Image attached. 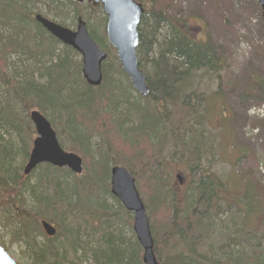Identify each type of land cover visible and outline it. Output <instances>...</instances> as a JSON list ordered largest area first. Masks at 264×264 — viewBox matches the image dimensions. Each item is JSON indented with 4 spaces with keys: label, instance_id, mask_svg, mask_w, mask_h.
Here are the masks:
<instances>
[{
    "label": "trees",
    "instance_id": "obj_1",
    "mask_svg": "<svg viewBox=\"0 0 264 264\" xmlns=\"http://www.w3.org/2000/svg\"><path fill=\"white\" fill-rule=\"evenodd\" d=\"M136 1L145 8L137 56L150 94L136 92L132 99L102 7L0 0V199L15 225L11 240L24 246L32 264H143L133 217L111 194V169L123 167L136 179L160 264H264V210L255 189L248 184L230 201L224 195L230 187L203 166L206 157L217 156L206 119L222 100L226 62L209 35L197 39L190 22L172 16L163 0ZM36 15H52L68 28L80 17L86 22L108 54L100 87L86 83L82 59L48 34ZM204 77L216 85L213 92L202 89ZM247 83L248 93L264 88L259 78ZM220 109L229 113L224 105ZM33 110L49 120L64 150L83 159L82 175L42 165L23 176L36 137ZM179 151L193 175L181 201L168 167ZM158 212L170 245L166 257L159 254ZM44 221L57 228L54 238L45 235Z\"/></svg>",
    "mask_w": 264,
    "mask_h": 264
},
{
    "label": "rangeland",
    "instance_id": "obj_2",
    "mask_svg": "<svg viewBox=\"0 0 264 264\" xmlns=\"http://www.w3.org/2000/svg\"><path fill=\"white\" fill-rule=\"evenodd\" d=\"M163 2L165 6H169L172 16L190 22L197 39H206V35H209L227 65L220 78L225 103L222 96L213 114L208 115L206 119L209 129L215 134L217 156L206 157L203 166L206 170H213L221 176L230 187L228 191H224V195L230 201L239 198L248 184L252 185L257 201L264 210V88L249 93L244 89V84H248L251 78H259L264 83V20L259 1L163 0ZM48 18L52 20L53 16L50 15ZM66 24L70 26L71 20ZM69 29L75 30L76 27L71 26ZM78 58L82 59L79 54ZM15 61L14 59L12 62ZM14 64L16 67L17 63ZM114 79L126 87V81L122 77L114 75ZM210 80V77H204L202 89L206 88L213 92L216 85H212L213 82ZM128 91L132 95L131 98L135 99L136 91L134 89ZM223 105L229 111L227 115L221 112L220 107ZM179 152L172 154L176 156L168 161V167L172 173V185L176 188L181 201L192 182L193 175L189 164L184 160L186 157L183 158L182 152ZM178 176L183 178L182 185L177 180ZM30 183L32 185V178ZM6 202L0 201V225L3 227L0 244L18 264H32L25 255L24 246L11 240L15 225H11L10 215L4 209ZM110 203L117 207L114 200L111 199ZM162 216L163 213L158 212L153 215V219L158 235L162 238L158 236L159 254L166 257L171 251L170 245L163 241L166 235L162 224L164 221L161 222ZM125 235L128 239L131 238L128 226L125 227Z\"/></svg>",
    "mask_w": 264,
    "mask_h": 264
},
{
    "label": "water",
    "instance_id": "obj_3",
    "mask_svg": "<svg viewBox=\"0 0 264 264\" xmlns=\"http://www.w3.org/2000/svg\"><path fill=\"white\" fill-rule=\"evenodd\" d=\"M78 4H91L102 7L107 18L106 35L111 47L116 51L122 72L129 78L133 89L147 97L150 88L146 76L139 67L137 50L140 44L139 26L145 13L144 6L135 0H71ZM264 11V0H258ZM35 20L53 38L64 46L72 48L82 58V76L90 87L98 88L103 83V64L108 55L90 36L86 22L79 18L75 31L67 29L42 15ZM31 122L34 125L36 139L24 169V175H31L41 165H51L59 169H68L76 175L83 173V159L74 153L66 152L58 141L57 134L48 119L39 111H32ZM180 179V177L178 176ZM111 194L125 209L133 215V231L143 249V264H160L156 256L155 241L152 235L146 206L137 189L136 179L122 167L111 170ZM48 237H54L57 230L43 222ZM1 231V226H0ZM0 264H18L4 248L0 246Z\"/></svg>",
    "mask_w": 264,
    "mask_h": 264
}]
</instances>
